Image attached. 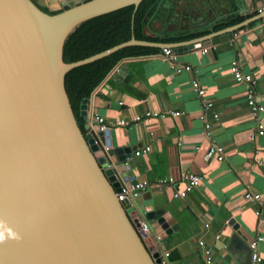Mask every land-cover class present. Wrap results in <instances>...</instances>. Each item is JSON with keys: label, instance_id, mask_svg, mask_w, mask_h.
<instances>
[{"label": "water", "instance_id": "95a60500", "mask_svg": "<svg viewBox=\"0 0 264 264\" xmlns=\"http://www.w3.org/2000/svg\"><path fill=\"white\" fill-rule=\"evenodd\" d=\"M58 1L65 9L49 15L39 9L44 7L41 0H0V231L19 236L0 243V264H161L157 246L143 242L130 216L136 210L144 221L156 218L165 234L175 228L172 219L162 210L152 211L148 192L131 203L116 200L118 179L133 177L125 157L129 150L111 148L108 129L98 132L96 143L90 133L82 132L63 76L124 47L175 45L131 38L86 59L63 63L62 43L75 26L124 7L135 10L142 0ZM249 22L224 28L220 35H204L201 41L228 40ZM214 26L207 28L212 32ZM88 100L78 107L82 120L88 117ZM88 129L84 124L83 130ZM103 146L109 149L103 152ZM225 252L235 264L251 263L248 241L235 227Z\"/></svg>", "mask_w": 264, "mask_h": 264}, {"label": "crops", "instance_id": "0c3cea01", "mask_svg": "<svg viewBox=\"0 0 264 264\" xmlns=\"http://www.w3.org/2000/svg\"><path fill=\"white\" fill-rule=\"evenodd\" d=\"M41 2L50 12L63 8L58 0ZM173 3L168 16L155 19L152 15L147 24L163 34L151 32L155 37L173 40L166 43L175 45L171 49L181 48L176 51V62L164 57L161 49L158 54L122 59L91 93L88 115H99L108 122L111 148L129 150L125 157L133 175L130 180L172 178L181 189L180 173L201 177L182 200L171 198L174 186L148 190L152 211L162 210L175 225L165 234L156 218L145 221L153 236L149 243L161 254L169 253L165 264H198L201 252L197 240L210 251L211 264H235L225 252L234 227L248 242L261 237L256 254L258 264H264V131L262 136H246L254 126L244 98L247 88L236 84L229 72L230 62L236 61L242 72L252 75L258 88L264 87V12L257 14L264 0H234L232 7L227 0H167L161 6ZM236 17L250 22L233 31L228 40L215 44L201 41L213 32L220 35L224 28L216 27ZM209 24H216L212 32ZM177 66H189L190 71ZM120 67L125 72H120ZM193 80L204 91L203 98L192 89ZM259 101L264 104L263 99ZM204 102L211 107L202 112ZM166 109L182 115L152 119L147 124L130 123L135 115ZM201 113L209 125L208 136L203 133ZM119 120L127 124L116 125ZM146 143L151 144L149 153L131 155ZM212 143L223 150L219 161L207 154ZM245 192L258 194L260 203H244ZM140 218L144 220L143 214ZM159 234L163 239L154 240Z\"/></svg>", "mask_w": 264, "mask_h": 264}, {"label": "trees", "instance_id": "16d2710c", "mask_svg": "<svg viewBox=\"0 0 264 264\" xmlns=\"http://www.w3.org/2000/svg\"><path fill=\"white\" fill-rule=\"evenodd\" d=\"M161 0H142L135 8L133 6L96 16L85 20L75 26L64 38L61 47V60L63 63H73L105 51L111 47L129 41L166 44L172 39L158 38L151 34V28L147 27L150 16L155 19H163L173 10L174 3L167 8L160 6ZM181 1V0H174ZM230 6H234V0H227ZM42 12L52 15L45 7L39 8ZM156 13V14H155ZM243 21L242 18H230L218 28L236 25ZM215 29V30H216ZM160 49L146 46L124 47L108 56L95 60L86 65L72 68L63 76L64 90L78 127L83 130V120L78 115V107L83 99H89L91 93L104 80L110 71L117 66L122 59L158 54Z\"/></svg>", "mask_w": 264, "mask_h": 264}, {"label": "built area", "instance_id": "2783aa9c", "mask_svg": "<svg viewBox=\"0 0 264 264\" xmlns=\"http://www.w3.org/2000/svg\"><path fill=\"white\" fill-rule=\"evenodd\" d=\"M264 12V6H261L257 8V14H261ZM236 34H233V38H236ZM206 49H201V53H205ZM161 53L164 57L171 60V62L174 64L176 62V51L171 49L170 47H162ZM182 68L184 71H190L189 66H177V69ZM175 70L176 72L178 70ZM229 72L233 78V81L238 85H244L247 89L245 92V103L247 107L250 110V114L254 120V126L252 127L253 132L250 133L248 138H252L253 135L255 136H262L263 135V127H264V104L259 101V99H263L264 101V87L258 88L255 85V82L253 80V77L250 73H244L240 69V65L236 61H232L229 64ZM192 89L196 92L197 96L200 98H203L204 91L200 88V86L197 84L196 81H192L191 83ZM119 105L122 103L119 102ZM211 107L210 103L204 102L202 112L207 111ZM182 115V112L180 111H171V110H162L159 112H145L143 115H135L130 123L132 125H137L139 123H149L152 119H162L166 117L176 118ZM199 119L203 123V133L204 135H209V125L204 121L203 113L199 115ZM83 123L88 125L89 129L85 132L90 133L93 138L94 142H99V136L97 135L98 132H102L106 129H108V122L105 121V119L99 115H88V117L83 120ZM116 125L124 126L127 124L123 120L116 121ZM98 127V130H95L94 127ZM148 136L150 138H153V134L150 130H148ZM109 148L103 146L102 151L106 152ZM151 150V144L146 143L145 145L141 146L139 149H135L131 152L132 156L138 157L141 154H147ZM222 148L215 146L213 143L208 146L207 148V154L215 157L216 160L222 159ZM117 178H119L117 176ZM133 178V177H131ZM120 182L119 192L116 193V200L118 202H123L125 200H128L130 203L138 196H141L143 193L148 192V190L151 187H154L155 189H162L166 186H174V188L171 191V198L172 199H179L182 200L185 198V196L193 191L199 182L201 181V177L197 174L192 173H180L178 182L181 184L182 188L178 189L175 184L176 182L172 178H163V179H157L152 182H148L145 180H135L132 181L130 178H128L127 181H122L118 179ZM243 201L244 203H252V204H259L260 203V197L258 194H252L249 192H245L243 195ZM132 206V205H131ZM255 215H258V211L254 212ZM130 221L132 222V225L135 227L137 233L139 236H141V239L143 242H148L150 231L148 224L140 218L138 215V212L136 210L131 214ZM204 228H207V225H204ZM261 237L258 236L254 240L248 242V248L252 251L251 255V263L250 264H258L260 262V258L256 254V247L257 244L261 241ZM197 247L199 248L201 252V259L198 264H211L212 258L210 255V251L208 248H206L205 244L201 240H197L196 242ZM169 253L164 252L161 254V264H165V259L168 257Z\"/></svg>", "mask_w": 264, "mask_h": 264}, {"label": "clouds", "instance_id": "9594fccd", "mask_svg": "<svg viewBox=\"0 0 264 264\" xmlns=\"http://www.w3.org/2000/svg\"><path fill=\"white\" fill-rule=\"evenodd\" d=\"M7 236L4 231H0V243H4L6 239H19V236L13 233L11 230H7Z\"/></svg>", "mask_w": 264, "mask_h": 264}]
</instances>
